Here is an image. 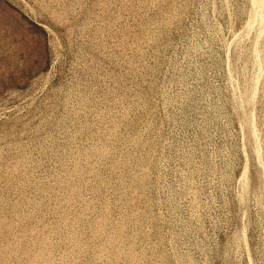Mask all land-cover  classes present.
Segmentation results:
<instances>
[{"label":"rangeland","instance_id":"rangeland-1","mask_svg":"<svg viewBox=\"0 0 264 264\" xmlns=\"http://www.w3.org/2000/svg\"><path fill=\"white\" fill-rule=\"evenodd\" d=\"M0 264H264V0H0Z\"/></svg>","mask_w":264,"mask_h":264}]
</instances>
